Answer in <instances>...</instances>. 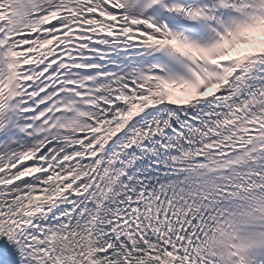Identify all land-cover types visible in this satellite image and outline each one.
Wrapping results in <instances>:
<instances>
[{"label": "snow or ice", "instance_id": "1", "mask_svg": "<svg viewBox=\"0 0 264 264\" xmlns=\"http://www.w3.org/2000/svg\"><path fill=\"white\" fill-rule=\"evenodd\" d=\"M0 264H264V0H0Z\"/></svg>", "mask_w": 264, "mask_h": 264}]
</instances>
